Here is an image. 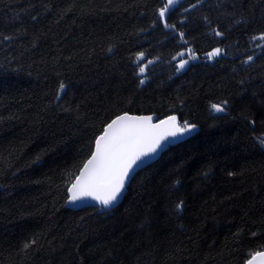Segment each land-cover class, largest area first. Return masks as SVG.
<instances>
[{
	"label": "trees",
	"instance_id": "16d2710c",
	"mask_svg": "<svg viewBox=\"0 0 264 264\" xmlns=\"http://www.w3.org/2000/svg\"><path fill=\"white\" fill-rule=\"evenodd\" d=\"M164 5L0 0V264H245L264 250V0H182L162 19ZM180 53L196 60L180 69ZM124 114L195 128L114 208H70Z\"/></svg>",
	"mask_w": 264,
	"mask_h": 264
},
{
	"label": "snow or ice",
	"instance_id": "6c2138e0",
	"mask_svg": "<svg viewBox=\"0 0 264 264\" xmlns=\"http://www.w3.org/2000/svg\"><path fill=\"white\" fill-rule=\"evenodd\" d=\"M177 2L178 0H168V5L159 13L160 17L163 19L169 8ZM168 26L165 23V27ZM216 34L220 35L219 32ZM220 51L215 49L209 53V58L219 55ZM180 55L183 56L184 53ZM190 58L196 57L191 55ZM140 59H143V53L138 55V60ZM187 63L188 60L181 61L179 68L183 69ZM144 71L145 69L141 67L140 73L143 74ZM143 82V80L140 81L141 84ZM64 87L61 84L60 90L63 91ZM212 109L215 112L225 110L217 104H213ZM152 120V116L124 114L117 116L107 125L103 134L95 141V151L91 158L84 164L69 189L71 202L75 203L77 200L90 197L103 208H111L118 202L134 168L147 163L146 158L155 157L167 146V143L192 133L195 128V125H190L187 121L181 124L174 115L156 124H153ZM261 143L264 144V140ZM176 207L178 211L181 210L183 202L178 203ZM24 247L27 249L29 245L25 244ZM257 258H259V264H264L262 253H256L248 264H256Z\"/></svg>",
	"mask_w": 264,
	"mask_h": 264
},
{
	"label": "water",
	"instance_id": "95a60500",
	"mask_svg": "<svg viewBox=\"0 0 264 264\" xmlns=\"http://www.w3.org/2000/svg\"><path fill=\"white\" fill-rule=\"evenodd\" d=\"M130 116H132V115H130ZM149 116H152V117H153V120H152V123H153V124H156V123H159V122H160V121H158V120L156 119V117H155L154 115H149ZM115 119H116V118H115ZM110 123H111V122H110ZM106 127H107V126H106ZM186 136H187V135H185L184 137H177L173 142H169V143H167V146H166L165 148H163V150L159 151L158 154L155 155V157H153V158H146L147 161H148L147 163H143V164H141L139 167L134 168V171L130 174V178H129V179L126 181V183H125V188H124L123 192L121 193V196L118 198V202H117L116 204H114L111 208H109V209H105V208H104V209L107 211V210H110V209L114 208L115 206H117V205L119 204V202L121 201L123 195L125 194V192H126V188H127L128 185L130 184V182H131L132 178L134 177V175H135L137 172H139L141 169H143L144 167H146L148 164H150L151 162H153L156 158H158L159 155H160L163 151H165L169 146L178 143L179 141H181L182 139H184ZM170 140H171V138H170ZM94 151H95V146H94V150H93V152H94ZM90 158H91V156H90ZM90 158H89V159H90ZM89 159H88V160H89ZM88 160H87V161H88ZM87 161H86V162H87ZM82 168H83V167H82ZM79 174H80V172H79ZM79 174H78V175H79ZM67 204H68V206H69L70 208H72V209H78V208H84V207L103 208V206H102L101 204H99L97 201L91 199L90 197H86V198H84V199H82V200H77L75 203L71 202V192H70V191H69V200H68V203H67ZM258 253H262V254H264V250L261 251V252H258ZM254 255H255V254H254ZM254 255H253V256H254ZM253 256H252V257H253ZM252 257H251L249 260H251ZM249 260H248L245 264H248ZM256 264H259V258H257Z\"/></svg>",
	"mask_w": 264,
	"mask_h": 264
},
{
	"label": "rangeland",
	"instance_id": "374dc122",
	"mask_svg": "<svg viewBox=\"0 0 264 264\" xmlns=\"http://www.w3.org/2000/svg\"><path fill=\"white\" fill-rule=\"evenodd\" d=\"M180 1H182V0H178V2L175 3L174 5H172V6L169 8V10L172 9L174 6H176ZM167 5H168V0H165L164 8H165ZM164 8H163V9H164ZM169 10H168V11H169ZM168 11H167V12H168ZM167 12H166V13H167ZM166 13H165V14H166ZM260 42H261V43H264V39H260ZM220 55H221V53H220L219 55L215 56V57H212L211 59L209 58V55H207L206 58H207L209 61H212L213 59L220 57ZM190 56H191L190 53H185L183 56L179 55V57L177 58L178 66H179V64H180L181 61H183V60H188V63H187V64L185 65V67L183 68V69H185V68H186L191 62H193V61L196 60V58H195V59H191ZM141 60H142V59H141ZM186 135H188V134H186Z\"/></svg>",
	"mask_w": 264,
	"mask_h": 264
}]
</instances>
